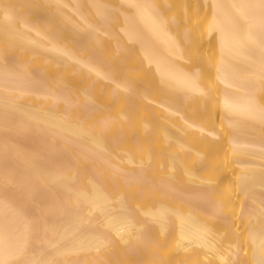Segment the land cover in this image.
Listing matches in <instances>:
<instances>
[{
	"label": "bare ground",
	"instance_id": "6f19581e",
	"mask_svg": "<svg viewBox=\"0 0 264 264\" xmlns=\"http://www.w3.org/2000/svg\"><path fill=\"white\" fill-rule=\"evenodd\" d=\"M132 50L142 72L127 70ZM98 86L163 111L167 163L137 160L123 146L131 130L107 140L115 122L135 118L128 108L113 116ZM225 141L243 167L239 205L228 161L211 157ZM186 148L199 153L193 165ZM123 256L264 264V0H0V264Z\"/></svg>",
	"mask_w": 264,
	"mask_h": 264
},
{
	"label": "rangeland",
	"instance_id": "374dc122",
	"mask_svg": "<svg viewBox=\"0 0 264 264\" xmlns=\"http://www.w3.org/2000/svg\"><path fill=\"white\" fill-rule=\"evenodd\" d=\"M129 53H130V55L128 58V63H129L130 68H127V70L132 69L135 72H142L144 67H143V64H142L141 60L139 59L136 51L132 50ZM68 78L74 82L76 87H78V85L81 82V80H79L78 75H74V73H71L68 76ZM94 94H95V97L102 104H104V105L107 104L106 106L110 105L107 108H109L108 110L113 116H116L118 118L122 112V109L128 108V110L131 112L132 116L135 118L134 124H129L127 122H122V123L115 122V124H113L106 131L107 140H109L110 136L113 134H120V133L126 134L128 131L131 130V132H133L134 135H133V137H128L126 135L127 137L124 138L123 146L130 149L137 160L143 159L144 162L148 165L157 164L159 162V160H161V159L165 160L167 163V151H168V147H169V141H168V137H167V127L158 121V118L162 115L163 111H161L160 109H157L153 105L139 104V106L130 107L127 104L128 100L130 99L129 96H125L123 98L121 97V98H118V100H117L116 98L110 96L107 93L106 89L102 86H98L95 89ZM192 106H194V105H192ZM212 107L214 110H218V109L220 110L221 109L218 101L213 102ZM102 108L104 109V107H102ZM77 113H78V111H77ZM99 113H101V112H99ZM195 114L198 115V112H196ZM202 116H205V115L202 114ZM74 118H75V120H77L78 115H75ZM208 118L206 117L205 122L210 120ZM97 120L96 119L93 121L91 120L92 124H95ZM147 120H150V122L146 123ZM216 124H217V122H216ZM147 125H148V128L150 129V134L148 137L142 138L141 133H142L144 127ZM217 126L220 129L223 137H226V141H227V138H228V135L230 132L229 126L223 121L219 125L217 124ZM94 129H96L95 131L98 130L97 128H94ZM39 134H40V137L43 135L42 133H39ZM34 135L38 137L37 133ZM226 141L224 143V146L221 148V150L219 152L213 153L211 155V157L215 158L218 156V157H221L223 159L225 158V161L226 160L228 161V166H227V168L229 169L228 170V178H229V182L231 185L229 195L231 198H233L232 200H234L235 204L239 205L242 197L244 196L242 189L239 186V182H238L239 176H240V171L243 167L239 163L235 162V154L231 150V148H229V143ZM193 143L195 146H197L200 149L210 148L205 143H198L196 141H193ZM119 152H120V157L116 156L115 158L121 161L122 158H125L126 152L123 150L119 151ZM198 155H199V153L196 149L186 148L183 156L186 157V163L187 164L193 165L194 164L193 161L198 159ZM180 169H179V173L181 174V176L183 178L186 177L187 176L186 171H184V169H181V170ZM201 173L206 174V175H210V176L213 175L212 173H210L207 170H203ZM116 184H117V187L120 189L121 185L119 186L118 185L119 183H117V182H116ZM134 188H131V189L127 188L126 191L129 193V191H131V190L133 191ZM137 190L142 191L143 189L138 188ZM152 198L153 197L151 194H147V195L143 196V199H145V202H147L148 200H151ZM143 206H146V205H143ZM240 222H241V224L237 227L236 233L238 234V236L241 237V239H242L241 243L247 244L246 249H249L250 242L246 241L243 238V237H245L247 227L245 226L244 221L241 220ZM118 244H120V246L125 245L123 239H121V238H118ZM177 244H178V241H176L175 239L169 241V237H168L167 248L175 247V246H177ZM118 264H136V260L133 256H131L129 258H126L123 256V257H121L120 261H118Z\"/></svg>",
	"mask_w": 264,
	"mask_h": 264
},
{
	"label": "crops",
	"instance_id": "0c3cea01",
	"mask_svg": "<svg viewBox=\"0 0 264 264\" xmlns=\"http://www.w3.org/2000/svg\"><path fill=\"white\" fill-rule=\"evenodd\" d=\"M208 110H210L212 113H213V111H215L217 114H218V112H219V109H218V110H214V109L212 108V106H211L210 109H208ZM212 110H213V111H212ZM196 112H197V111H195V113H196ZM211 112L209 113V111H208L209 114H211ZM207 115H208V114H207V112H206L205 116L208 118ZM214 125H215L216 127H218L216 123H215Z\"/></svg>",
	"mask_w": 264,
	"mask_h": 264
}]
</instances>
